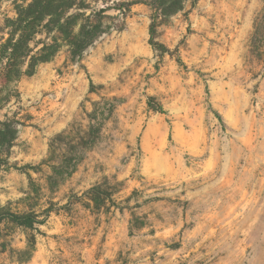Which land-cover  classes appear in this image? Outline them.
<instances>
[{
    "label": "rangeland",
    "instance_id": "obj_1",
    "mask_svg": "<svg viewBox=\"0 0 264 264\" xmlns=\"http://www.w3.org/2000/svg\"><path fill=\"white\" fill-rule=\"evenodd\" d=\"M263 8L187 3L158 28L161 53L138 3L80 63L64 48L23 78L21 102L3 111L28 119L0 167V206L40 223L3 225L0 264H264V60L251 51ZM15 16L0 0V47ZM110 103L87 138L96 105ZM67 134L86 137L81 160L50 179L51 145L71 153Z\"/></svg>",
    "mask_w": 264,
    "mask_h": 264
},
{
    "label": "trees",
    "instance_id": "obj_2",
    "mask_svg": "<svg viewBox=\"0 0 264 264\" xmlns=\"http://www.w3.org/2000/svg\"><path fill=\"white\" fill-rule=\"evenodd\" d=\"M198 1L13 0L16 16L6 19L8 38L0 47V167L9 163L12 149L19 137V126L23 125V120L28 119H19V112H14L12 115L3 114L13 101L21 102L18 84L23 78L34 76L41 65L53 62L64 48H67L68 60L71 63H80L95 43L112 29L107 21L121 18L124 21L131 7L138 3H146L152 10L151 45L161 53H169L170 50L156 40L158 28L177 14L185 12L187 3H191L194 8ZM112 10L118 12V15L107 14ZM123 28V25L117 26L119 31ZM253 38L251 51L263 61L264 8L256 18ZM179 62L181 63L182 60L180 59ZM150 105L165 113L153 102H150ZM114 110L113 103H110L109 109L101 107L100 104L96 105L90 116L93 124L90 125L87 138H99L103 126L99 120H107L106 113L112 115ZM219 117L222 119L221 116ZM65 138L74 145L71 146V153L68 155L56 154L54 150L56 144L51 145V157L47 161L55 163L52 167L55 177L52 176L50 179L70 177L76 171L77 162L81 160L79 151L82 150L79 149L86 137L77 138L67 134L63 139ZM55 141L60 143L61 137L56 138ZM8 223L34 229L35 224L40 222L36 214L18 215L0 206V233L3 225ZM28 245L33 249L35 239H29Z\"/></svg>",
    "mask_w": 264,
    "mask_h": 264
}]
</instances>
